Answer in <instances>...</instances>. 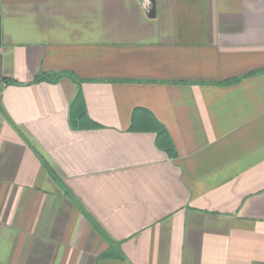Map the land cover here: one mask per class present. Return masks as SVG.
I'll return each mask as SVG.
<instances>
[{"label":"crops","instance_id":"crops-1","mask_svg":"<svg viewBox=\"0 0 264 264\" xmlns=\"http://www.w3.org/2000/svg\"><path fill=\"white\" fill-rule=\"evenodd\" d=\"M0 264H264V0H0Z\"/></svg>","mask_w":264,"mask_h":264},{"label":"trees","instance_id":"trees-1","mask_svg":"<svg viewBox=\"0 0 264 264\" xmlns=\"http://www.w3.org/2000/svg\"><path fill=\"white\" fill-rule=\"evenodd\" d=\"M63 75L64 74H62V73H44V72H41L35 76L33 82L46 81L49 83H53V82L58 81ZM10 83H11L10 81L3 80V85H8ZM228 83H230V82H228ZM70 123L73 127H76L75 120H73L71 117H70ZM168 153H169V155H173L171 148H168Z\"/></svg>","mask_w":264,"mask_h":264}]
</instances>
